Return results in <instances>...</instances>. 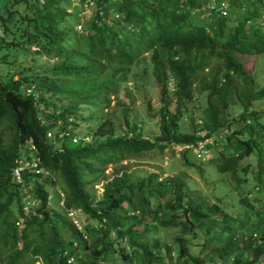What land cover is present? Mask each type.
<instances>
[{
  "label": "trees",
  "instance_id": "16d2710c",
  "mask_svg": "<svg viewBox=\"0 0 264 264\" xmlns=\"http://www.w3.org/2000/svg\"><path fill=\"white\" fill-rule=\"evenodd\" d=\"M12 1L0 7V64L7 67L0 72V264H203L191 247L200 245L198 231L213 227L219 228L212 237L218 264L262 263L263 169L257 172V198L250 201L251 192L238 191L248 209L241 221L216 204L186 202L189 193L181 174L135 176L119 166L107 179L105 172L109 165L171 146H178L190 164L194 149L202 145L210 152L219 141L224 149L209 160H218L217 170L235 181L241 161L264 136L259 123L264 111L251 107L264 99V85L254 87V77L238 58H264V0H214L217 8L225 6L224 16L209 9L212 0H95L79 33L74 27L81 25L77 8L83 0ZM193 12L201 19H194ZM12 49L23 59L14 57ZM42 57L55 61L50 68L39 67ZM149 77L159 87L158 135L144 136L142 120L128 122V109H122L117 126L123 133L118 134L114 118L106 114L113 108L110 96L132 100L128 84L139 90ZM61 80L81 87L66 88ZM29 87L36 99L26 96ZM201 94L206 105L196 124L187 104ZM230 106L239 108L237 117ZM186 116L188 132L181 130ZM34 157L49 176L25 170L24 186L15 184L16 161ZM55 181L63 194L60 210L47 205ZM100 182L97 196L94 185ZM28 187L39 201V216L22 214ZM72 210L85 216L83 226L68 218ZM170 228L176 232L167 241L161 231ZM207 249L203 244L198 252Z\"/></svg>",
  "mask_w": 264,
  "mask_h": 264
},
{
  "label": "rangeland",
  "instance_id": "374dc122",
  "mask_svg": "<svg viewBox=\"0 0 264 264\" xmlns=\"http://www.w3.org/2000/svg\"><path fill=\"white\" fill-rule=\"evenodd\" d=\"M3 1L8 2V0H0V7L3 5ZM12 2H14V0ZM73 5L74 3H72V6ZM83 8L82 6H78L77 8L80 12L78 14V17L84 12L82 21H79L81 27H84L86 25H84V23L86 21L88 22L92 15L86 14V11L89 10L90 6L85 9ZM70 11L72 12V9ZM192 17L198 20L201 19L202 14H196L195 12H193ZM74 29L79 33L81 32L82 28L79 29V26L77 25L74 27ZM0 36H2V32H0ZM31 51H36V48L32 47ZM11 54L14 55V57L18 56V58L23 59V57H21L20 55L21 52L19 50L15 51L12 49ZM144 58L146 61H148L150 55L146 54ZM238 58L242 60L244 70L249 72L251 76L254 77V87L256 89L261 88L264 85V58H260L258 56H238ZM54 61V59H47L42 57L38 61V66L50 68L53 65ZM6 71L7 67L0 64V72L5 73ZM60 82L69 89H77L81 87V83L78 82L75 83L69 80H61ZM128 86V88L130 89L129 96L132 100L126 99V97L122 94L119 97V101L110 96V104L111 107L113 106V108L109 109L106 114L108 117L111 116L114 118L113 121L115 124V130L118 134H122V128L118 127L117 125H120L123 117L124 112L122 111V109H128V122L131 123L134 120H142L140 124L144 136L153 139L158 135L159 132L158 111L161 107L159 87L151 77H149V79L139 90H135L132 87L131 83H129ZM167 98L169 100L171 108H174L175 100L172 95V90L167 91ZM119 102H123L124 105H126L121 106V110L117 108V104ZM148 103L150 104V107L147 105ZM205 105L206 98L204 94L196 95L193 102L187 104L188 113L194 120L198 119V121H195L197 122L196 124L200 123L199 120L202 116V109L205 107ZM251 107L253 110L264 111V99L253 102L251 104ZM238 109L239 108H237L236 106H230V110H232L233 116H238L240 112ZM102 117L104 118L105 116L102 115ZM185 118L186 121L182 123L181 130L184 132H188L191 127L190 119L188 116H186ZM259 123L262 125L264 124V115L260 114ZM233 125L237 126L240 124L234 121ZM260 136L261 137L257 140V143L259 145L258 148L253 151L250 156L244 158L241 161L234 182V179L231 177L230 173H220L217 170L218 160H209L210 157L219 154V152L224 149V145L219 141L212 144L213 146L210 152L209 150L203 148L197 150L195 154L190 153L188 155V162L190 164L184 163L182 157L180 156V148L178 146H171L168 149H165L162 153L155 150L152 152L144 153L140 155L139 158H130L129 160L122 162V165H118L116 167L109 165L106 167L105 174L107 175V179L110 178L112 173L119 169V166H124L125 170L134 173L135 176H144L148 173H158L162 178H164L175 177L181 174L189 193V197L185 199L186 202L189 200V198H191L200 202H206L209 205L216 204L219 207L221 206V209L225 212V214H227L226 216L236 218L238 221H241L245 219L243 213L248 209L244 207L243 203L239 202L241 196L238 194V191H242L244 194L251 192L252 194L249 196V200H254V198H257V196L259 195V190L255 186L257 183V172L259 171V168L263 169L261 177L264 179V136ZM243 168H245L244 171ZM236 180L242 183L240 188L237 187ZM54 184V187H49V194L52 195V198L49 201V206L51 208H54V210H60L62 206L60 202H58V199L56 197V192H60V190H58L59 187L56 181ZM103 184L104 182H100L94 185L95 194L97 196H99L102 192ZM193 194H199V196L202 198V201L199 198H196ZM67 214L70 220H75L79 225L83 226L85 216L81 215V213L79 212H76L72 216H70L69 213ZM226 220L227 219L224 218L223 222H225ZM252 220L256 219L253 218ZM201 229H205V227L203 226ZM207 230L208 232H197L198 237L195 239V241L200 245L198 247H191V252L192 254L199 256V258L202 259L203 264H216L218 262L217 260L219 259H217V257L213 253V249L216 248L217 244L215 241H213L212 237L217 233L219 228L213 227L212 229L208 228ZM62 232L64 233L63 230ZM175 232L176 229L172 228L163 230V232L161 231L162 238L164 237L163 239L170 241L173 238ZM64 236L66 237L67 235L64 233ZM203 244L207 245V251L202 250V252H198L200 246H203ZM205 248L206 246L204 247V249ZM116 264L123 263L121 261H118ZM260 264H264V258L262 259V263Z\"/></svg>",
  "mask_w": 264,
  "mask_h": 264
},
{
  "label": "built area",
  "instance_id": "2783aa9c",
  "mask_svg": "<svg viewBox=\"0 0 264 264\" xmlns=\"http://www.w3.org/2000/svg\"><path fill=\"white\" fill-rule=\"evenodd\" d=\"M81 0H74V2H79ZM95 0H83V3L82 4H78L80 6H82L83 9L85 8H88L90 6L93 5ZM42 2V1H40ZM75 5V4H74ZM73 5V6H74ZM89 8V10H90ZM209 9L210 10H215L217 12H220L221 15H225V6H222V7H219L217 8V4L215 3L214 0L211 1V4L209 6ZM86 14H87V11H86ZM84 15V12L82 15H80V20L82 21V16ZM79 26V25H78ZM81 28V25L79 26V29ZM26 96H32L34 99H36L38 96L36 94V92H34V89L32 87H29V88H25L24 90ZM47 137L48 138H52V134H47ZM60 138L63 137V135H59ZM77 138H74L72 139V143H77ZM202 145L198 147V149H201ZM30 148L32 149V152H36V148L34 146H30ZM39 164V161L38 159H36L35 157L30 159V160H26V159H19L16 161V165L15 167L13 168L12 170V174H13V178H14V183L15 184H19L21 186H24V178H23V173L25 170H29V172H32L36 175L38 174H42L44 173L43 169H40V168H37ZM31 187H28L25 191H24V198H23V206H22V212H23V215L26 216V217H30V216H37L38 213H37V209L39 207V201H36L32 195L27 192L28 190H30ZM73 214H75V212L73 211H70L69 212V215L72 216ZM74 223L76 225L77 224V221L73 220Z\"/></svg>",
  "mask_w": 264,
  "mask_h": 264
},
{
  "label": "clouds",
  "instance_id": "9594fccd",
  "mask_svg": "<svg viewBox=\"0 0 264 264\" xmlns=\"http://www.w3.org/2000/svg\"><path fill=\"white\" fill-rule=\"evenodd\" d=\"M214 140L212 139V141L211 142H213ZM192 146H190L189 148H191ZM197 150H200V149H198V148H196V149H194L193 150V154H195V152L197 151ZM38 175H40V176H42V177H47V176H49V174L47 173V172H44V173H42V174H38ZM21 186V185H20ZM31 186V185H30ZM32 187V186H31ZM25 188V187H24ZM27 189V188H26ZM31 190V189H30ZM56 193H58L59 194V197H60V204H61V206H62V203H63V201H62V197H63V194H62V192L60 191V192H56ZM24 194V193H23ZM23 198H24V195H23ZM52 198V195L50 194V196L48 197V203H47V205L49 206V201H50V199ZM22 206H23V199H22ZM21 211H22V207H21ZM73 211V210H72ZM70 211H68V213H69ZM73 212H78V211H73ZM22 214H23V212H22ZM24 216V215H23ZM39 216V215H38ZM24 217H26V216H24ZM72 222L74 223V221L72 220ZM75 224V223H74ZM77 224H78V222H77ZM79 225V224H78ZM99 264H103V263H99Z\"/></svg>",
  "mask_w": 264,
  "mask_h": 264
}]
</instances>
